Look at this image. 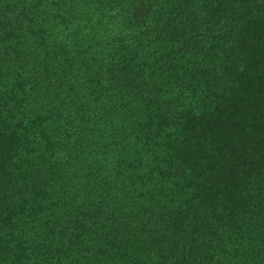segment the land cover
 Returning <instances> with one entry per match:
<instances>
[{
  "label": "trees",
  "instance_id": "1",
  "mask_svg": "<svg viewBox=\"0 0 264 264\" xmlns=\"http://www.w3.org/2000/svg\"><path fill=\"white\" fill-rule=\"evenodd\" d=\"M0 264H264V0H0Z\"/></svg>",
  "mask_w": 264,
  "mask_h": 264
}]
</instances>
